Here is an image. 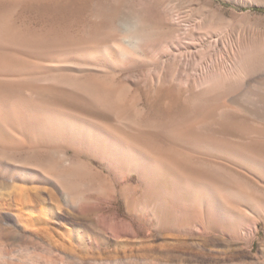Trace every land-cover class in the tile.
<instances>
[{
    "label": "rangeland",
    "instance_id": "374dc122",
    "mask_svg": "<svg viewBox=\"0 0 264 264\" xmlns=\"http://www.w3.org/2000/svg\"><path fill=\"white\" fill-rule=\"evenodd\" d=\"M143 2L0 0V57L24 70L0 66V87L15 86L8 106L0 102L1 115L9 119L11 106L15 116L27 118L42 111L48 118H67L79 126L112 131L114 121L73 85L95 75L94 69L122 89L142 120L159 121L167 97L154 91L151 80L157 71H167L164 87L178 93L182 76H198L209 65L221 67L237 33L253 29L264 35V0H161L180 23L165 25L156 33L160 41L168 40L160 48L142 51L130 46L133 39L123 25L101 44L94 41L99 48L91 45L92 54L97 53L96 66L83 59L84 49L72 48V38H82L85 26L92 34L96 31V10L117 9L121 21L131 22L139 7L153 11L149 2ZM207 14L221 20V33L179 40L181 32L197 31L196 23ZM115 44L129 52L132 60L115 64L111 48ZM43 72L61 80H41ZM184 96L182 101L189 94ZM221 100L230 112L214 117L221 126L211 131L213 148L178 147L172 154L179 167L175 163L170 176L165 171L164 181L142 177L133 167L113 169L78 137L62 132L50 140H32L24 134L22 122L14 125L20 126L19 143L0 148L11 158L0 159V264H264V211L254 213L250 204L240 202L237 223L216 211L212 215V204L188 201L178 190L188 172L195 179L209 178L224 187H235L231 179L239 177L264 207V181L238 156L259 149L258 138L264 140V80L250 81L240 92L223 94ZM33 151L59 153L81 164L92 174V187H84L77 200L69 202L50 182L16 168ZM38 163L33 159L28 166L36 168ZM46 178L54 180L50 175ZM18 187L30 190L21 195ZM162 192L167 207L160 209L156 204ZM150 210L155 214L150 215Z\"/></svg>",
    "mask_w": 264,
    "mask_h": 264
},
{
    "label": "bare ground",
    "instance_id": "6f19581e",
    "mask_svg": "<svg viewBox=\"0 0 264 264\" xmlns=\"http://www.w3.org/2000/svg\"><path fill=\"white\" fill-rule=\"evenodd\" d=\"M144 1L151 4L153 11L146 12L142 7H139L132 13L131 22L121 21L117 9L110 13H103L100 9L96 10L93 14L94 26L97 24L96 31L92 34L85 26L82 30V38L78 36L72 38V48L84 49L87 54L83 59L91 67L96 66L94 57L96 52L92 54L94 47L91 49V45L94 44V41L96 44H101L105 37L118 34L122 25L126 32H130L133 39L130 46L138 47L142 51L160 48L161 44L167 43L168 40L160 41L163 39L158 38L156 33L165 25L178 26L179 16L164 7L161 0ZM138 3L144 2L138 0ZM221 27V20L215 14L202 15L199 22L196 23L197 31L181 32L177 35L180 39L177 38L183 41L184 39L190 40L195 35L213 37L221 33ZM196 47L200 50V46ZM196 47L193 46L194 49H197ZM111 48L116 55L115 64H119L118 62L124 59L132 60L131 54L124 50L120 44L112 45ZM98 52L103 58H107L103 50H98ZM228 53L220 68L209 65L198 76L179 78L182 87L178 93L175 89L164 87L167 71L163 68L157 71L158 73L151 80L156 86L154 91L157 95L158 93L165 94L167 101L163 104L161 119L151 122L142 120L140 114L133 110L130 101L125 98L119 86L107 81L102 74L91 69L95 75L83 82L74 83V88L81 90L92 105L103 110L114 121V130L106 131L98 127L79 126L67 118H48L43 115L41 110L39 115L29 114L27 118L24 115L15 116V112L11 110L10 106L7 114L9 119L0 113V148L5 149L19 143L20 126L17 128L14 125L22 122L24 134L29 139L50 140L53 136L63 132L80 138L93 153L105 157L112 168L117 171L133 167L142 177L164 181V172L168 171L170 176L169 169H174V166L177 165V159L172 153L178 152V147L184 145L190 149L213 148L211 131L216 129L214 127L221 126L220 120H215L217 121L215 122L214 117L230 112L226 104L222 103V95L227 92H240L250 81L260 84L264 80V35L253 29L243 33L239 32L237 40ZM0 66L5 69L18 70L21 73L24 71L19 65L18 68H14L15 63L5 57H0ZM182 68L184 71L189 70ZM43 74L46 73L43 72ZM44 75L40 79L46 82L61 80V78L52 77L49 74L43 77ZM6 86L7 88L0 87V102L7 107L10 92L14 90L15 86ZM3 89L4 91H1ZM186 93L189 96L182 101L180 96L183 94L185 97ZM241 105L246 109L252 107ZM261 138L263 137L261 136ZM258 142L261 145L259 149L251 150L250 153L243 152L244 154L238 156L239 160L247 163L254 173L264 181V140L258 138ZM184 156L188 158L187 155ZM0 159L11 160L4 153H0ZM33 159L39 160L36 168L28 166ZM16 168L21 172L30 171L40 179L50 182L55 192L67 198L71 203L77 200L78 191L93 185V182L90 181L92 174L85 167L55 152H30V155L23 160V164ZM46 175L52 176L54 180H49ZM231 182L233 185L236 183L235 187L231 185L224 187L209 178L199 176L195 179L188 172L185 181L179 183L178 190L180 194L184 193L188 201H202L206 204L209 203V206L212 204L210 207L212 215L217 212L219 216L229 220L233 219L237 223H240L238 221V217L241 215L238 207L240 202L250 204L254 213L264 211V207L259 205L251 192L252 190L244 181L239 177H232ZM175 186L177 187V184ZM13 187L15 189L16 185ZM32 189L36 190L37 188ZM28 190L30 189L27 187H18V192L21 195ZM165 198V193H159L157 208L167 207ZM149 213L150 215L155 214L153 210H150ZM161 216L164 217L165 214H161Z\"/></svg>",
    "mask_w": 264,
    "mask_h": 264
}]
</instances>
